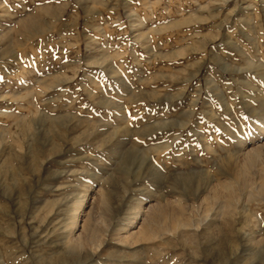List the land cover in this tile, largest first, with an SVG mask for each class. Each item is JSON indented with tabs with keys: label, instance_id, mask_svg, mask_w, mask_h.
Segmentation results:
<instances>
[{
	"label": "rangeland",
	"instance_id": "374dc122",
	"mask_svg": "<svg viewBox=\"0 0 264 264\" xmlns=\"http://www.w3.org/2000/svg\"><path fill=\"white\" fill-rule=\"evenodd\" d=\"M0 264H264V0H0Z\"/></svg>",
	"mask_w": 264,
	"mask_h": 264
},
{
	"label": "bare ground",
	"instance_id": "6f19581e",
	"mask_svg": "<svg viewBox=\"0 0 264 264\" xmlns=\"http://www.w3.org/2000/svg\"><path fill=\"white\" fill-rule=\"evenodd\" d=\"M256 155H257V153H256Z\"/></svg>",
	"mask_w": 264,
	"mask_h": 264
}]
</instances>
